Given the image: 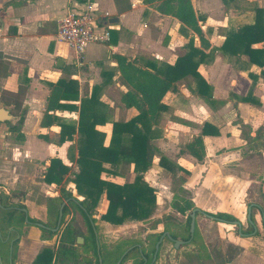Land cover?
Returning a JSON list of instances; mask_svg holds the SVG:
<instances>
[{"label": "crops", "instance_id": "0c3cea01", "mask_svg": "<svg viewBox=\"0 0 264 264\" xmlns=\"http://www.w3.org/2000/svg\"><path fill=\"white\" fill-rule=\"evenodd\" d=\"M162 1L93 0L96 16L94 32L98 35L107 33L108 37L106 40H97L89 44L84 53L78 56L72 48L57 41L56 34L58 22L68 12L82 8L83 0H0V106L8 109V112L12 111V123L17 121L16 126L19 119H22L18 132L21 138L18 140L15 136V140L17 142L23 141L24 144L22 145V152L18 153L17 156L23 158L34 157L40 160L44 164V174L51 159H59L69 169L68 162L61 155V150L70 141L60 145L56 144L58 139L56 134L60 132L58 125L59 123H67L73 124L77 128L80 102L84 99H90L92 96L95 98L94 111L103 110L104 105L101 102H107L106 100L111 96L117 97L120 112L126 113L125 118L114 116V119L107 118V122L106 118L102 117L105 121L104 124L101 123L95 126V130L104 135L103 145L108 146L112 124L114 122H127L138 114L135 108H127L121 101V97L127 91V88L121 82L116 57L125 58L128 62L141 68L149 62L161 68L163 65H173L177 58L184 56L190 38L193 37L194 46L200 48L199 39L195 34L186 28L183 29L182 27L181 29L180 22L174 17L157 11V6ZM243 1L250 2L253 0H235L228 6H225L222 0H190L196 17L198 15H207L208 17L207 22H199L209 48L204 50L207 59L199 66L198 72L213 92L209 90L210 98L197 95L194 83L191 78H187L176 82L174 85L175 90L164 96L162 103L165 109L159 112L157 122L151 123L150 126L156 134L152 144L157 149L158 154L154 156L151 167L143 174V180L147 183L144 177L150 171H154L155 174L163 171L171 175H178L180 189L176 196L190 200L199 211L196 216L201 215L203 219L211 223L234 226L211 220L204 215L228 214L234 217L242 228L250 226L247 221V209L250 206L251 222L256 228L262 229L260 211L262 209L264 213V208L256 200L257 194L252 193L249 186L261 185L264 178L256 174L255 168L258 169L256 165H254L253 170L249 168V162L254 161L253 163L258 164L261 161L260 158H264V117L260 113L262 109L260 111L257 109L260 106L258 95L254 94L256 83L264 78L260 75L261 71L264 72V66L262 68L255 65L248 67L247 57H225L215 50L221 47L228 32L237 30L242 25L251 24L254 13L252 11L243 12V16L241 15L240 18H245V22L239 27L230 25L223 37L215 32L217 27L213 28L215 36L213 39L204 34L206 27L209 26L211 21H214L212 18L217 17L219 14H223L231 20V23H234V18H236L234 14L240 10L239 4ZM258 8L264 9L262 6H258ZM102 18H115L117 22L106 24L102 21ZM261 46H264V43L253 47L259 48ZM213 54L217 56L213 58ZM9 73L11 75L7 77ZM249 73L258 76L254 85ZM61 78H70L77 83V101L68 103L74 105L76 110L66 108L49 111L48 114L54 115L57 122L49 128H43L40 126V122L46 108L47 98L50 95L48 85L56 83ZM227 81H230L232 89L236 90L243 83L247 84L248 82L249 86L246 94L243 96L239 93V95L246 97L251 92L259 105L255 106L238 101L233 103L230 111L210 107L216 102L215 100H218L216 99L218 98L216 97L217 90L223 82L227 83ZM185 87L193 90V100L197 108L195 119H192L195 121V134L190 140L186 141L180 152L181 156L188 159L186 161L189 162L188 166L179 163L176 158L169 157L157 146L160 143L157 141L175 140L176 137L181 136L180 130L189 129L183 121L178 124L173 122V125L168 128L166 120V116L171 114L172 110L174 112L175 107L182 105L180 93L184 91ZM7 96L17 98L19 104H15L13 100L7 102ZM203 107L206 115L202 114ZM25 113H27L26 117ZM232 115L237 116L241 123L232 121ZM202 116L204 117L201 119ZM182 120L185 121V119ZM205 124L215 128L218 134L216 136H201L204 155L202 160H198L188 153L186 146L201 135ZM246 127L256 129V132H250L248 138H244L242 130ZM34 128L38 129L39 132L33 137L30 132ZM50 132H53L55 136H52L49 141H44L39 137ZM77 140L78 136L75 134L73 136L74 146H76ZM28 145L31 147L30 150L27 148ZM259 145L262 146L263 150L258 149ZM239 146L246 148H235ZM37 150H41L44 154H31ZM160 156L167 160L168 166L173 169V172L159 166ZM75 157L77 158V149ZM46 158L47 161H43ZM103 167L108 170L111 169L109 164H104ZM75 168L72 178L78 172L76 163ZM179 168L189 173L184 182L180 181L181 172H179ZM132 170L133 165L131 164L126 173L117 175L102 174L101 179L118 185L131 183L135 177ZM202 172L205 174L202 175ZM129 175H131V180L126 182L124 179ZM43 183L45 184V182ZM51 186L58 187L54 184H51ZM72 186L75 193L74 198L81 201L82 197L77 196L73 183ZM148 186L156 191L152 185L148 184ZM262 188L264 191V184H262ZM174 195L171 194L170 196L171 209H173ZM52 198H59V191L55 192ZM102 203L105 208L99 214V219L107 208L104 194L101 195L98 201V204ZM98 204L94 218L97 215ZM104 224L107 223L104 222ZM45 242H47V239L42 241L37 239L32 243V246L34 244L45 246ZM22 243L23 239L21 245ZM44 248L50 247H43L41 250ZM40 251L36 252L25 264H31ZM25 255L26 253H21L19 261H23Z\"/></svg>", "mask_w": 264, "mask_h": 264}, {"label": "trees", "instance_id": "16d2710c", "mask_svg": "<svg viewBox=\"0 0 264 264\" xmlns=\"http://www.w3.org/2000/svg\"><path fill=\"white\" fill-rule=\"evenodd\" d=\"M233 1L235 0H222L225 6ZM157 11L174 17L180 22L181 29L182 27L183 29L186 28L195 34L199 39L200 48L195 47L193 37L190 38L184 56L177 58L173 65H163L161 68H158L152 62L146 63L141 68L128 62L125 58L116 57L121 82L127 88V91L121 97V101L127 108H135L138 114L127 122H114L112 124L108 146L103 145V133L95 130V126L103 124L104 120L100 113L93 110L95 105L93 96L80 102L77 128L73 124L59 123L60 132L56 134L58 138L57 145L72 141L75 134L78 136L76 143L77 158L75 161L78 172L74 174L71 182L74 184L77 196L82 197V200L73 198L71 192L63 189L60 190V194L63 199H69V205L82 216L86 226V234L81 235L76 231L72 232L67 229L56 247L41 250L31 264H55L58 261L62 263L65 260L76 261L77 264H98L94 234V232H97V228L95 226L93 230L92 223L94 224L95 219L92 216L96 214V206L103 194L107 201V208L105 213L100 216L101 221L112 225H122L126 221L148 219L154 210L156 195L155 190L143 180V174L151 167L154 156L158 154L157 149L152 144L156 134L150 126L151 123L157 122L159 112L165 109L162 103L164 96L175 90L174 85L176 82L191 78L197 95L204 98L211 97L209 94L210 86L198 72L199 66L207 59L204 50L209 48V44L204 39L199 26V22L202 20L196 17L190 0H163L157 6ZM252 12L254 13L252 23L242 25L237 30L228 32L221 47L215 50L225 57L239 58L245 56L248 59V67L255 65L262 68L264 66V46L259 48L253 46L264 43V9L255 7ZM260 75L264 77V72L261 71ZM249 77L254 85L258 76L249 73ZM48 86L50 87V95L47 98L46 108L40 122V126L43 128H49L57 122L54 115L48 114L49 111L66 108L76 110L74 105L68 103L76 102L78 98L77 83L70 78H61L56 83H51ZM13 102L19 104L17 100H13ZM240 102L255 106L259 105L251 92L246 97L241 98ZM21 122L22 119H19L18 125L11 130L16 133V139L18 140L21 138L18 133ZM217 134L215 128L205 124L201 135L186 146L188 153L194 158L202 160L204 150L201 136H216ZM52 136H55V134L50 132L39 137L44 141H49ZM158 163L161 168L173 172L164 157L160 156ZM104 164H109L111 169H105ZM131 164L133 165L132 171L135 174L131 183L118 185L101 179L102 174L117 175L126 173ZM178 170L181 172L180 181L184 182L189 173L182 168ZM67 171L68 168L59 159H51L43 180L49 185L59 186ZM174 198L172 208L177 214L186 216V225L182 234L175 235L166 229L164 231L168 232L172 239H178L179 236V239L186 241L189 239L190 224V213L187 215L186 213L196 208L190 200L184 199V197L174 195ZM62 213L63 216L66 215V207L63 208ZM209 215L226 222L236 220L224 213ZM56 216H58V211H56ZM54 234L49 232L50 236ZM78 236L84 238L82 245H75ZM158 237L159 235H153L151 251H153V244ZM190 243H196V240L193 238ZM125 249L120 251L112 264L116 262ZM80 253H88L92 259L80 258ZM132 255L138 257L139 261L142 262L137 248L134 247L124 256L121 263L133 258ZM101 257L104 261L109 259L108 254ZM145 257H147V254H145ZM140 262L134 264H140Z\"/></svg>", "mask_w": 264, "mask_h": 264}, {"label": "rangeland", "instance_id": "374dc122", "mask_svg": "<svg viewBox=\"0 0 264 264\" xmlns=\"http://www.w3.org/2000/svg\"><path fill=\"white\" fill-rule=\"evenodd\" d=\"M258 6L264 8V0L240 2V10L234 14L236 16V18H234V23H231V20L226 18L223 14H219L217 17L212 18L214 21H211L209 26L206 27L204 34L210 39H213L215 37L213 28L217 27L215 32L223 37L230 25L239 27L245 22V18H240L243 16V12H251L253 8ZM198 18L201 19L202 22H207L208 20L207 15H198ZM216 56L215 54L212 55L213 58ZM233 71L237 73L236 70L233 69ZM10 75L9 73L7 77H10ZM256 84L254 94L258 95L260 101V106L257 109L258 111L262 109L260 113L263 115L262 117H264V78ZM248 86V82L247 84L243 83L242 86L236 90L232 89L233 87L230 85V81H227V83L223 82L219 90H217L216 97L218 98L216 99L218 100H215L216 102L210 107L215 109L222 108L224 111H230L233 103L240 101L241 97L246 94ZM210 91L213 92L212 88ZM239 93L243 96L239 95ZM193 96V90L185 87L184 91L180 93V102L182 105L175 107L174 112L172 110V113L166 116L168 128L173 125V122L178 124L180 121H183L189 129L180 130L181 136L177 138L176 135H174L176 137L175 140L164 139L157 141L160 142L159 145L156 143L163 153L173 159L176 158L179 163H184L187 166L189 164V162H186L188 159L185 156H181L180 152L186 141L190 140L195 134V121L192 119H195V110H197V108ZM7 97V102L17 99L14 97ZM106 101L107 102L104 101V103L101 102L104 108L98 111L106 118V122L107 118L114 119V116L126 117L125 112H120L117 97L109 96ZM207 105L209 106V104ZM201 111L202 114L206 115L204 107ZM26 116L27 113H25V117ZM203 117L204 116H202L201 119ZM182 119H185L186 122ZM231 120L235 123H241V120L237 118V116H233ZM16 122L10 124L8 126L9 129L16 127ZM241 126L245 127L244 125ZM38 132L39 130L34 128L30 134L34 137ZM250 132H256V129L246 127L242 130V136L248 138ZM15 136L14 132L5 134L3 131L0 133V193L7 194L10 203H21L27 211L28 216L34 221H38L39 223L53 228L54 217L61 199L53 200L52 196L60 189H64V191H71L73 189L71 176L76 170V146H74L72 140V142L66 143L64 148H62L61 155L64 156L65 160L68 162L69 169L63 176L61 185L54 187L47 183H43V162H40V160L34 157L23 158L22 156H17L18 153L22 152V145L24 142H17ZM27 148L30 150L31 147L28 145ZM235 148L245 149L246 147L239 146ZM259 148L262 149V146L259 145L258 149ZM31 154L43 155L44 153L41 150H37ZM260 160L258 164L253 163L254 161L249 162V168L253 170L254 165H256V167H258V169L255 168L256 174L264 178V158L261 157ZM43 161H47V158ZM204 174L205 173L202 172V175ZM144 179L156 189L155 192L157 194L154 210L148 219L143 221H126L122 225L104 224V221L99 219V214L104 211L105 206L103 203L98 204L96 218L93 217L95 219L94 227L96 226L97 228L96 234L98 240H96V245H98L100 256L108 254L109 259L107 262L109 264H112L120 251L134 243L140 244L143 247L145 245H150L153 239L152 231L161 233V231L166 229L170 233L178 235V233L182 234L186 225V216L183 217V215L177 214L170 208L169 202L171 194L176 195V193H179L180 183L178 175H171L163 171L155 174L154 171H150L145 175ZM124 180L129 182L131 180V175L127 176ZM262 184H264V182ZM262 184L259 186H249V189L252 193L257 194L256 200L264 208V191ZM71 193L72 197H75L74 190H72ZM189 213L190 212H187L186 215ZM196 217V235L194 233L193 236L196 243H185L174 248V245L172 246L170 242L163 240L158 258L153 264H264V225L263 229L257 228V233L255 235L241 237L237 234V228L234 226L211 223L203 219L201 215ZM67 229L72 232L76 231L81 235L86 234V226L82 216L70 205L67 208L66 215L61 221L59 230L52 236L26 223L20 225L18 230L21 237H23V243L19 250L20 254L26 253V257L23 261H19V264H25L26 261L31 259L34 254L43 247H56ZM251 229L250 226H244L242 227V233H250ZM184 234H186V232H184ZM179 238L178 236V239ZM37 239L41 241L47 239L45 246H42V244L41 246L36 244L32 246V243ZM81 257L92 259L88 253H80V258ZM132 257L133 258L124 264H131L133 260H137L135 255H132ZM56 264H77V262L65 260L62 263L58 261Z\"/></svg>", "mask_w": 264, "mask_h": 264}, {"label": "flooded vegetation", "instance_id": "af4514ba", "mask_svg": "<svg viewBox=\"0 0 264 264\" xmlns=\"http://www.w3.org/2000/svg\"><path fill=\"white\" fill-rule=\"evenodd\" d=\"M11 112L12 111L8 112V114L13 116ZM10 124H12V121L5 120L3 122H0V133L3 132V131L5 132V134H7L8 132H12L11 130L13 128L9 129V127H8ZM60 190H59V198L61 199V201L59 203V207H58V210H57L58 213H59L60 206L63 203H64L63 208L64 207L68 208V206H69V199H63L61 197ZM67 191L70 192L69 190H67ZM59 198H57V199L59 200ZM52 199L54 200V198H52ZM62 211H63V209H62ZM260 214L262 216V229H263L264 213H263L262 209L260 211ZM93 216H92V218H93ZM63 218H64V216H63V213H62L61 221H62ZM216 219L219 220L217 222H222V223H226V224H230V225H232L231 223H233V222H237L236 220L232 221V222H226V221L220 220L218 218H216ZM61 221H60V224H59L58 228H57L58 216H56V214H55V217H54V226H53V228H50V227H48V226H46V225H44L42 223H39L38 221H34L32 218H30L28 216L27 211L25 210V208L23 207V205L21 203H19V202L10 203V201L8 199V195L5 194V193H0V264H19V258H20V255H21L19 249L21 247V241L23 239V237H21L20 232L18 230L20 225H23L24 223H26L28 225H31L34 228H37L38 230L44 231L47 234H49V232L56 233L59 230L60 225H61ZM38 224L42 225V228L38 227L37 226ZM249 225L252 228L251 232L250 233H242V228H240L241 234L238 233V227L236 225H234V226L237 228V234L239 236L247 237V236H253V235H255L257 233V228L255 227V225H253L252 222L249 223ZM92 226L94 228V224L93 223H92ZM240 226H241V224H240ZM254 228H255V232H254ZM195 229H196V224H195ZM152 232H153V235H159L158 239L153 244V251L150 250L152 243L150 245H145L144 247L141 246L140 244L134 243V244L126 247V249L124 250V252H125L129 248H130L129 251H131L134 247L137 248L138 253L140 255V258L142 259V262H140L139 258L137 257V260H133V262L131 264H134L135 262H140V264H153L154 262H156V260L158 258V255H159V252H160V249L162 247V241L163 240H166V241L170 242L172 244V246L174 245L173 241H176V240L177 241H183L184 244L188 241V240L184 241V240H181V239L180 240L179 239H172V238H170L169 233L164 231V230L161 231V233H156L157 231H152ZM164 233H167L168 235H165L161 239L160 243L158 244L157 250H155V247H156L160 237ZM194 233H195V231H194ZM96 240H97V238H96ZM174 248H176V247H174ZM145 254H147V257H145ZM121 255L118 257V259L116 260V262L114 264H116L118 262V260L120 259ZM3 259H4V262H3ZM101 261H102V264H109L107 262V260L104 261L102 257H101ZM121 261H120V264H124L125 263V262L121 263Z\"/></svg>", "mask_w": 264, "mask_h": 264}, {"label": "built area", "instance_id": "2783aa9c", "mask_svg": "<svg viewBox=\"0 0 264 264\" xmlns=\"http://www.w3.org/2000/svg\"><path fill=\"white\" fill-rule=\"evenodd\" d=\"M96 16L93 0H83V7L68 12L57 26V41L72 48L80 56L89 44L97 40H106L107 33L94 32Z\"/></svg>", "mask_w": 264, "mask_h": 264}, {"label": "water", "instance_id": "95a60500", "mask_svg": "<svg viewBox=\"0 0 264 264\" xmlns=\"http://www.w3.org/2000/svg\"><path fill=\"white\" fill-rule=\"evenodd\" d=\"M102 21H103L104 23H106V24H113V23H116V22H117V19H115V18H109V19L102 18ZM12 119H13V117H12L11 115L8 114V109H6V108L3 107V106H0V122H3V121H5V120H7V121H12ZM63 206H64V203L60 206V209H59L57 228L59 227V224H60V221H61ZM250 210H251V207L249 206L248 209H247V220H248L249 223H251V221H250ZM196 212H199V211H198L197 209H194V210H192L191 213H190L189 239H188V241H187L186 243H189V242L192 240L193 235H194V231H195V217H196ZM204 215H205V217H207V218H209V219H211V220L219 221V220H217L216 218H214V217H212V216H209V215H207V214H204ZM231 224H232V225H236V226L238 227V233L241 234V231H240L241 226H240L239 222H233V223H231ZM37 226L40 227V228H42V225H39V224H38ZM92 227H93V226H92ZM93 230H94V228H93ZM254 232H255V228H254ZM94 234H95V238H97V234H96V232H94ZM165 235H168V234H167V233H164V234L160 237V239H159V241H158V243H157V245H156V247H155V250H157V248H158V244L160 243L161 239H162ZM167 237H168V236H167ZM83 241H84L83 237L78 236V237L76 238V245H82V244H83ZM173 242H174V247H176V248H177L179 245H183V244H184L183 241H177V240H176V241H173ZM96 244H97V241H96ZM97 246H98V245H97ZM129 250H130V248H129L128 250H126V251L121 255L120 259L118 260V262H117L116 264H120V261H121L122 258L127 254V252H128ZM97 255H98V264H102V261H101V257H100V254H99L98 247H97ZM92 264H94V263H92Z\"/></svg>", "mask_w": 264, "mask_h": 264}]
</instances>
